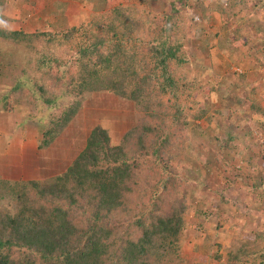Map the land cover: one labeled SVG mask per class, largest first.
Returning <instances> with one entry per match:
<instances>
[{
    "label": "trees",
    "instance_id": "16d2710c",
    "mask_svg": "<svg viewBox=\"0 0 264 264\" xmlns=\"http://www.w3.org/2000/svg\"><path fill=\"white\" fill-rule=\"evenodd\" d=\"M136 1L98 0L105 7L68 27L0 26L3 110L39 118L37 148L67 152L88 122L83 110L97 109L65 170L0 179V264H264V72L222 76L192 53L195 43L204 54L215 44L237 65L264 69V28L244 10L264 15V0ZM6 3L0 16L11 20ZM210 12L221 31L208 30ZM239 161L248 166L236 174L242 200L228 199L236 180L225 174L213 187L212 215L238 211L222 245L191 194L210 170ZM190 213L203 237L183 257Z\"/></svg>",
    "mask_w": 264,
    "mask_h": 264
},
{
    "label": "rangeland",
    "instance_id": "374dc122",
    "mask_svg": "<svg viewBox=\"0 0 264 264\" xmlns=\"http://www.w3.org/2000/svg\"><path fill=\"white\" fill-rule=\"evenodd\" d=\"M66 2H70L69 7L67 6ZM134 2L137 1L134 0ZM75 3L78 5L82 4L84 7H87L88 10H90L93 6L97 8V10L101 9L102 7H105L103 5L101 6L98 3V0H8V4L7 6H5L7 10H4L5 11L4 14L2 13L3 10H1V14L7 16L11 20H6L3 18V16H0V21H2V23H0V26L9 27L11 26L12 23H15L17 27H26V25H28L29 22L30 24L35 26L37 21H40V23H42L43 25L49 22V23H53L54 26L55 25L58 26L57 24H59V22L65 20L66 23L63 25L65 27H68L72 25L71 20H73V17H77L78 15L77 12L78 9L76 8ZM109 3L113 4V0H109ZM244 10L246 16H248V18H250L251 21L255 25H257V27L264 28V15L262 14V9L257 8L253 11H247L249 9L246 6ZM190 14L192 17H195V19L199 21H201L202 18L204 17V14L200 13L198 10H190ZM208 15L210 16V20L208 23V30L214 33L221 31L220 26H223L222 25L223 22L220 20V18L216 16V14H214L213 12H210ZM89 16L85 20H87ZM227 26L228 27L226 28L230 30L235 28L234 26L231 27V25H227ZM253 33H254V40H257L259 37L261 38L259 32L255 33L254 31ZM237 43L240 45L239 42ZM199 47H200L199 44L195 43V45H193L192 47V53L196 56L197 60L199 59L198 61L200 62V64L203 63L205 65H208V67L210 66L211 72H214L215 70L219 72L220 70L219 73L223 76V75H227L230 71H237L238 73L242 71H247L248 77L246 80L253 78V76L252 77L250 76L253 75L251 73H253L254 71H259L260 73L264 72V69L256 70L254 68L250 70L246 64L244 65V67L237 65L236 62H234V56H229L227 55L228 52L226 53L224 51L218 50L215 44L214 47L209 50L208 54L202 53ZM236 95L240 97L238 94L235 93L232 94V97H235ZM2 96L3 95L0 94V129H4L2 131L4 135L8 134L7 133L8 131L12 132L13 130L15 132V138H16L19 131L24 132V130L27 129L29 126L31 127L35 126L38 129L39 134L41 133L42 123L40 124L38 122L39 118L33 119L32 117L30 118L19 117L18 114L15 113L17 111L3 110L5 108L4 106L7 105H5L6 102H4ZM211 104L213 107L221 108L223 109V112H225L226 103L223 105V103L219 102L216 97L212 98ZM96 112L97 109H90L86 107L81 113L80 119L85 123V121H89L91 117H95L94 115H96L95 114ZM88 125L89 123L87 122L85 126L88 127ZM109 132L115 133L112 129H110ZM74 134L75 136L72 146L68 148L67 152L63 153L62 154L63 156L61 155V157L56 155L57 153L55 151L52 154H48L46 156V152L48 151V149L45 150L43 148L41 149L38 148V151L40 153L38 155L42 160L41 165L43 166V160L45 159H47L49 164L47 166V169L49 168L48 169L49 173L45 171V174H50V170L56 169V162H58V160L60 159L64 160L62 161L64 165H68L69 162L72 160V158L78 153L82 145H84L85 139L81 135L79 136V134H77L76 129ZM20 137L22 139L23 135ZM227 159L228 162H231L232 164L234 163V159H232L230 155H228V157L225 156V160ZM245 167H248L245 164V162L239 161V163L235 167L230 166L227 171H224L222 168H219L218 166L213 168L206 175V184L200 182L197 185L196 189L192 191L191 194L192 197L197 195V197L194 198V201L192 202L194 204L203 203L207 207L206 210L208 212L209 210H213L218 203L217 201L220 199L218 193H216L213 187L216 181H223V177H222L223 174H225L226 178L228 179L236 180L233 186L234 189H226L228 199L231 200V202L232 201L234 202L236 199L242 200L241 196L243 195L244 190L241 189L242 180L240 179V177H242L244 171H246V169H244ZM250 169H255V168L251 167ZM236 174L239 175L240 177H237ZM256 175L257 173L254 174V176ZM43 186H45V184L42 185V187ZM204 195H209V197L206 198L204 197ZM222 209L225 212L222 213L220 211V213L216 215H212L211 212H209L210 215H208L209 223L207 228L211 233L213 234L216 233V235L214 236L215 241H217L222 245H226L229 242L228 240L231 235L230 233L232 229L230 225L235 224L234 216L238 214V211H236L237 209L230 208L229 206L228 207L224 206L222 207ZM227 213L231 215L229 219L225 218L223 215L225 214L228 216ZM189 218L192 220V222L189 224L190 228H188L187 230L188 237L184 243V247L181 252L183 257H187L189 255H190L189 257H192V254L190 253H191V249L193 248V244L195 242L200 241L203 237V233H202L203 230H201L200 232H196L193 230V226L196 224L197 221L192 219V213L189 214ZM217 225H219L220 227L218 228Z\"/></svg>",
    "mask_w": 264,
    "mask_h": 264
},
{
    "label": "crops",
    "instance_id": "0c3cea01",
    "mask_svg": "<svg viewBox=\"0 0 264 264\" xmlns=\"http://www.w3.org/2000/svg\"><path fill=\"white\" fill-rule=\"evenodd\" d=\"M66 3L69 7L70 2ZM7 4L8 3H6L2 7L3 14L5 12L4 10H7L5 7L7 6ZM75 5L78 9V15L77 17H73V20H71L72 25L78 24L81 21L85 20L95 10L94 6L91 9L89 8L90 10H88V8L84 7L82 4L78 5L75 3ZM9 27L17 26L15 25V23H12ZM89 120L95 121V118L91 117ZM83 128L82 130H79L80 132L77 131V134L81 136L85 135V131ZM3 130L4 129H0V179L9 181H30L52 177L58 174V172L65 170L71 162L70 161L68 165H64L62 162L64 160L60 159L58 160V162H56V169L50 170V174H45V171L49 173V168L47 169V166L49 164L47 159H45L43 160V166L41 165L42 160L38 155L40 153L37 148L38 140L41 138V134H39L38 129L35 126H29L24 130V132L18 130L19 132L16 138L15 132L13 130L12 132L8 131V134L5 135L2 133ZM19 135H23V138L21 139ZM53 152V149L49 148L46 152V156L48 154H52ZM77 154L75 156H77ZM56 155L61 157L62 154L57 153ZM74 157L72 159H74Z\"/></svg>",
    "mask_w": 264,
    "mask_h": 264
},
{
    "label": "clouds",
    "instance_id": "9594fccd",
    "mask_svg": "<svg viewBox=\"0 0 264 264\" xmlns=\"http://www.w3.org/2000/svg\"><path fill=\"white\" fill-rule=\"evenodd\" d=\"M0 23H2V21H0Z\"/></svg>",
    "mask_w": 264,
    "mask_h": 264
}]
</instances>
